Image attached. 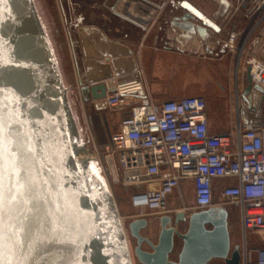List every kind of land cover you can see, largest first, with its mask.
<instances>
[{"label": "water", "instance_id": "water-1", "mask_svg": "<svg viewBox=\"0 0 264 264\" xmlns=\"http://www.w3.org/2000/svg\"><path fill=\"white\" fill-rule=\"evenodd\" d=\"M212 1L218 7L210 17L183 0L186 11L174 23L184 29L196 26L200 35L208 29L220 31L217 21L232 4ZM194 17L200 22L195 23ZM76 27L87 74L79 82L80 93L106 118L108 90L135 80L139 65L134 51L100 26ZM243 83L238 93L243 124L254 125L262 116L264 89L253 84L248 73ZM67 92L34 0H0V118L11 125L18 142L31 147L25 168L34 178L31 188L5 208L0 224L5 264H133L127 232L135 240L132 256L139 264H211L215 259L242 264L240 245L233 247L231 242L230 207L138 217L125 228L106 180L90 161L78 158L82 134ZM125 99L127 105L149 104L137 92L125 94ZM152 225L155 239L143 234ZM13 226L21 229L22 243L15 247L9 239Z\"/></svg>", "mask_w": 264, "mask_h": 264}, {"label": "built area", "instance_id": "built-area-1", "mask_svg": "<svg viewBox=\"0 0 264 264\" xmlns=\"http://www.w3.org/2000/svg\"><path fill=\"white\" fill-rule=\"evenodd\" d=\"M123 1L113 10L131 13L129 0ZM236 1L248 24L232 28L224 42L237 54V78L239 63L244 61L252 83L264 89V0ZM133 2L138 4L139 0ZM145 13L153 24L159 16L149 7ZM131 14L128 16L136 17ZM133 92L132 81L108 90V110L126 107L127 111L109 133V141L84 160L99 164L111 191L115 185L130 190L132 207L151 211L167 210L169 197L185 180L193 182L197 208L217 205L216 180L231 179L220 190L219 204L238 207L245 238L251 231L263 243L246 247L242 264H264V115L254 125L243 124L238 101L237 125L230 131L213 133L205 97L127 105L125 94Z\"/></svg>", "mask_w": 264, "mask_h": 264}, {"label": "crops", "instance_id": "crops-1", "mask_svg": "<svg viewBox=\"0 0 264 264\" xmlns=\"http://www.w3.org/2000/svg\"><path fill=\"white\" fill-rule=\"evenodd\" d=\"M181 1L183 0H139L137 7L141 9V14L133 18L128 16L129 14L132 16L131 13H116L113 10L115 5L111 3L107 8L112 11L113 15L120 18L117 29L112 25L114 22L112 17H109L108 23L94 25L100 26L110 37L126 44L134 51L139 65L136 79L132 81L135 92L147 97L152 102L178 99L186 96L205 97L208 100L210 108V131L213 133L224 132L227 127L224 124L225 122H223V118H226V121H228L227 118L231 119V125L229 126L231 129L239 121L238 101L240 110H242L243 101L240 96L238 100V93H241L244 88V78L241 79L242 63H239L238 70L240 73L238 72L237 78V54L229 51L224 42L228 34L225 20V24L218 23L221 27L220 31L208 29L205 35H200L195 28L196 26L191 29H184L174 23L175 18L181 16L186 11L181 5ZM110 2L112 1L110 0ZM135 3L133 2V4ZM147 7L150 10L158 12L159 16L154 24L147 17L149 16L147 15L148 13H145ZM197 7L201 9L199 6ZM132 8L137 10L135 7ZM194 18L193 21L195 23L200 22L196 17ZM77 19L80 20L78 23L83 24L81 16L77 17ZM68 37V45L64 43V48L66 50V46H70V60L66 62L69 67L70 86H66L64 65L60 62L61 57L57 46L53 45L55 52H57L56 56L64 84L68 89L75 87L77 96L81 101L93 105L95 102L84 101L80 93L81 86L79 82L81 79H85L87 74L83 65L84 58L77 27L75 28V33L70 36L68 35ZM59 49L62 50L60 47ZM76 62L79 63V67ZM225 82L235 89L236 108H234L232 102L228 103L227 101L225 103L224 97H222V94L225 93L223 92L222 84ZM214 101H217L216 104ZM213 105L218 106L216 108V117L210 115ZM126 111V107L119 111H106L107 121L104 125V133L108 135V141L109 133L118 127ZM234 115H236V124H234ZM262 115H264V103ZM240 119L243 122L242 115ZM108 141H103L99 145H104ZM230 182L231 179L229 178L217 179L215 188L217 205L230 207L231 209V206L219 204L222 201L220 190ZM184 190L189 192V197H183ZM197 209L199 208L195 206L193 182L185 180L182 182L180 188L176 189L169 197L167 210L163 212L151 211L147 208H135L129 204L126 208L125 217L128 220L138 217L150 219L180 210H185L188 214ZM154 225H156V230L158 231V224ZM154 225H152L151 229L143 230V234L155 239L157 231H153ZM244 240L247 242V238ZM245 248L246 246H244V250H241L242 253H244Z\"/></svg>", "mask_w": 264, "mask_h": 264}, {"label": "rangeland", "instance_id": "rangeland-1", "mask_svg": "<svg viewBox=\"0 0 264 264\" xmlns=\"http://www.w3.org/2000/svg\"><path fill=\"white\" fill-rule=\"evenodd\" d=\"M68 1L69 0H34L37 10L44 22L45 28L50 36L52 44L57 46L58 53L61 57L60 62L64 65L63 69L65 72L66 86H70L71 84L68 76L69 67H68V63H66L68 62V60H70L69 58L70 46L68 47L66 46V50H65L64 43L68 45V40H69L68 31L72 30V34L75 33V27L73 26L70 27L69 25V21L71 20V18L81 16V18H83L82 22L84 25H92V24L101 25L108 23L107 21L109 17H112V20L114 21L112 25H114L116 29L118 22L120 21V18L118 16L113 15L112 11L109 8L99 5L96 6L97 3H101L103 0H93L92 2H94L95 4L92 7L90 5L88 6L82 5L83 0H71V2H73L72 5H70ZM111 1H112L111 3L114 5L120 2V0H111ZM189 1L199 6L210 17L213 15V13L216 11L218 7V5L212 0H189ZM122 2L124 1L122 0ZM230 2L232 4L230 11L227 13V15H225V17L217 21L219 24H222L224 23L225 20L228 32L234 27L242 28L246 26V24H248V18L245 16L244 10L241 8L239 9L237 8L238 2L236 0H230ZM127 5L129 7V11L133 13V15L140 16L141 9L137 7L138 4L134 5L133 0H129V4ZM132 7L137 8L138 11L134 10ZM59 47L62 48V50L59 49ZM66 64L67 66L65 67ZM241 67H242L241 79H243L246 76L245 74L247 68L244 61ZM233 76H234V72H233ZM222 88H223V92H225L224 94H222L225 103L227 101L228 103L232 102L234 104V108H236V101L234 97L235 89L231 88L227 82L222 84ZM77 95L78 94L75 87H71L68 89L67 92L68 100L82 134V140L77 144V154H78V158L85 163L88 162L89 160L88 161L84 160V156L91 155L94 152L95 148L99 149L100 148L99 143L103 141H108V135L104 133L102 136L104 138H102L100 141L95 136L93 137L94 135L93 130L95 128L94 125H92L88 119L89 118L88 114L90 113V109H89L90 106H88V104L81 101V99ZM214 102L216 104L217 101ZM217 107L218 106L215 105L211 107L212 108V112L210 114L211 116L213 115L216 117ZM208 110L210 112L209 103H208ZM227 120L228 121H226V118H223V122H225L224 124H226L227 127L226 131H230L231 127L229 126L231 125V119L227 118ZM234 122H235L234 124H236V115H234ZM90 162L98 170L101 177L105 179L102 171L100 170L99 164L91 160ZM112 193L114 195L121 217L125 218L124 225L126 228L127 223L130 221L125 217L126 216L125 214H126V208L129 205V198L131 195V191L125 190L120 186L115 185L112 187ZM119 196L120 197L122 196V198L119 199L118 198ZM183 197L184 198L189 197V192L184 190ZM231 213L232 216L229 219V228H230L232 246L234 247L235 245L239 244L241 250H244V246H246L249 249L257 245H262L263 243L261 241H258L257 237L253 235L251 231H248L247 242L244 240L245 236L241 225L240 211L238 207H231ZM127 239L133 255V247L135 244V240L131 237L129 232H127ZM176 255H177V251L174 252L173 257L176 258ZM133 262L134 264H139L137 260L134 258V256H133ZM221 263H222L221 260L215 259L212 261L211 264H221Z\"/></svg>", "mask_w": 264, "mask_h": 264}, {"label": "snow or ice", "instance_id": "snow-or-ice-1", "mask_svg": "<svg viewBox=\"0 0 264 264\" xmlns=\"http://www.w3.org/2000/svg\"><path fill=\"white\" fill-rule=\"evenodd\" d=\"M31 152L32 149L27 143L18 142L11 125H6L0 118V224L5 208L10 209L17 202L18 195L22 196L34 183V178L26 174L25 168ZM20 231L15 226L10 229L9 239L13 241V247L22 243L19 239ZM2 257L3 232L0 229V264H5Z\"/></svg>", "mask_w": 264, "mask_h": 264}, {"label": "flooded vegetation", "instance_id": "flooded-vegetation-1", "mask_svg": "<svg viewBox=\"0 0 264 264\" xmlns=\"http://www.w3.org/2000/svg\"><path fill=\"white\" fill-rule=\"evenodd\" d=\"M92 1L93 0H90V1L89 0H86V1L83 0L82 5H84V6L90 5L92 7L95 4ZM68 2L70 5H72V3H73V2H71V0H69ZM110 3H111L110 0H103L101 3H97L96 6L99 5V6L107 7L110 5ZM78 21H80V20L77 19V17L71 18V20L69 21L70 27L73 26L76 28V24H78ZM88 106H90V108H89L90 113L88 114V116H89L88 119L91 122V124L94 125V128H95L93 130L94 135L100 141L102 138H104L102 136L104 134V125L106 124V118L103 116V113L101 111H97L93 105L88 104ZM75 130H74V132H78V128H76ZM231 216H232V213L230 214V217Z\"/></svg>", "mask_w": 264, "mask_h": 264}, {"label": "bare ground", "instance_id": "bare-ground-1", "mask_svg": "<svg viewBox=\"0 0 264 264\" xmlns=\"http://www.w3.org/2000/svg\"><path fill=\"white\" fill-rule=\"evenodd\" d=\"M134 85V84H133ZM128 242V241H127ZM129 245V244H128ZM129 249H130V246H129ZM131 253V252H130ZM131 258H132V261H133V257H132V254H131ZM133 264H134V262H133Z\"/></svg>", "mask_w": 264, "mask_h": 264}, {"label": "trees", "instance_id": "trees-1", "mask_svg": "<svg viewBox=\"0 0 264 264\" xmlns=\"http://www.w3.org/2000/svg\"><path fill=\"white\" fill-rule=\"evenodd\" d=\"M49 32H50V31H49ZM53 41H54V39H53ZM118 198H119V199H121V198H122V196H121V197L119 196Z\"/></svg>", "mask_w": 264, "mask_h": 264}]
</instances>
